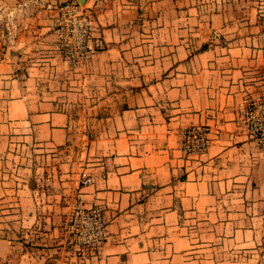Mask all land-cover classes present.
Returning a JSON list of instances; mask_svg holds the SVG:
<instances>
[{
	"label": "crops",
	"instance_id": "obj_1",
	"mask_svg": "<svg viewBox=\"0 0 264 264\" xmlns=\"http://www.w3.org/2000/svg\"><path fill=\"white\" fill-rule=\"evenodd\" d=\"M31 1L0 46V264H264V150L239 125L264 96V0H87L106 48L80 69ZM191 125L205 155L182 151ZM84 171L96 248L62 226Z\"/></svg>",
	"mask_w": 264,
	"mask_h": 264
},
{
	"label": "built area",
	"instance_id": "obj_2",
	"mask_svg": "<svg viewBox=\"0 0 264 264\" xmlns=\"http://www.w3.org/2000/svg\"><path fill=\"white\" fill-rule=\"evenodd\" d=\"M55 11L54 33L57 50L71 68L80 69L106 48L98 35L92 13L77 1L48 4ZM239 125L264 150V96L250 98L239 105ZM182 151L187 156H202L210 145V129L207 125H191L182 134ZM94 180L82 172L75 202L63 219V228L69 242L82 248H96L108 237L107 224L99 206L86 207L83 189Z\"/></svg>",
	"mask_w": 264,
	"mask_h": 264
},
{
	"label": "rangeland",
	"instance_id": "obj_3",
	"mask_svg": "<svg viewBox=\"0 0 264 264\" xmlns=\"http://www.w3.org/2000/svg\"><path fill=\"white\" fill-rule=\"evenodd\" d=\"M66 0H52V3H63ZM31 0H0V46L14 44L25 27L30 23L34 7Z\"/></svg>",
	"mask_w": 264,
	"mask_h": 264
},
{
	"label": "water",
	"instance_id": "obj_4",
	"mask_svg": "<svg viewBox=\"0 0 264 264\" xmlns=\"http://www.w3.org/2000/svg\"><path fill=\"white\" fill-rule=\"evenodd\" d=\"M81 6H85L87 0H77Z\"/></svg>",
	"mask_w": 264,
	"mask_h": 264
},
{
	"label": "trees",
	"instance_id": "obj_5",
	"mask_svg": "<svg viewBox=\"0 0 264 264\" xmlns=\"http://www.w3.org/2000/svg\"><path fill=\"white\" fill-rule=\"evenodd\" d=\"M66 1H71V0H66Z\"/></svg>",
	"mask_w": 264,
	"mask_h": 264
}]
</instances>
